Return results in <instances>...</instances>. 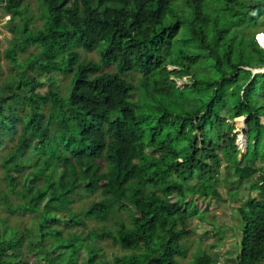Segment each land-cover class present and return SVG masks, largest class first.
Returning a JSON list of instances; mask_svg holds the SVG:
<instances>
[{
    "label": "trees",
    "instance_id": "trees-1",
    "mask_svg": "<svg viewBox=\"0 0 264 264\" xmlns=\"http://www.w3.org/2000/svg\"><path fill=\"white\" fill-rule=\"evenodd\" d=\"M39 2L40 28L25 0H0L14 66L0 86V209L34 216L0 221V264H181L193 219L220 202L236 203L233 261L264 264V73L246 69L264 68L247 34L264 0ZM222 8L237 16L233 35ZM91 221L102 225L86 231ZM108 239L122 255L103 257ZM191 264L217 263L200 251Z\"/></svg>",
    "mask_w": 264,
    "mask_h": 264
},
{
    "label": "rangeland",
    "instance_id": "rangeland-1",
    "mask_svg": "<svg viewBox=\"0 0 264 264\" xmlns=\"http://www.w3.org/2000/svg\"><path fill=\"white\" fill-rule=\"evenodd\" d=\"M25 2L27 5L31 7L30 16L35 18L31 27L33 26H36L38 28L42 27L43 20L40 19L41 10H40L39 0H25ZM234 14L235 13L232 10L223 9V8L220 12L221 25L224 28H230L231 35H233L236 32V28H238L237 26L238 19H237V16ZM255 17L259 19V25L249 27L247 29V34H248V38L250 37L251 34H256L257 35L256 38L260 42V40H263V37H264V13L263 14L260 13ZM9 18H10L9 14H6L5 11L0 10V56L2 57V60L0 62L3 67L2 77L0 78V86L6 82V80L10 77V74L13 73V70H14V66L10 65L5 58L7 49L12 47L11 40L13 39V35L9 30V25L11 24V23H8ZM247 22H250V21H247ZM231 26H232V29H231ZM209 30H211V28H209ZM261 46L264 47L263 44H261ZM29 51L30 52L34 51V47H31ZM26 55L27 54L22 55L21 58L22 59L25 58ZM89 57L97 59L98 53H92L89 55ZM204 65L205 64L200 65L202 70L205 67ZM135 78L137 81H139L141 78V74L140 73L135 74ZM57 80H59V84L61 86H64V85L66 86L68 85L69 78H65L63 75L58 74ZM177 82L179 86L183 88L185 85L189 83V78L184 77L182 80H177ZM136 94L138 95V93ZM1 96L2 94H0V97ZM243 119H245V117L241 118V120ZM241 120L239 118L238 120L233 122V124L236 126V129L238 128L239 122ZM261 120L264 123V117L261 118ZM240 126H241L240 127L241 131L242 129L246 130V126L243 124L242 121L240 122ZM238 132L239 131L235 132V134ZM240 145L242 146V149L243 148L245 149L246 147L245 143L240 142ZM6 153L7 151L5 149L3 154H6ZM1 162H2V158L0 157V163ZM2 171L3 170L0 169L1 174H2ZM225 183L226 181L224 182V184ZM251 183L252 181L245 182L244 188L249 189V186L251 185ZM220 187H222V185ZM245 189H243V193L246 197L247 191ZM99 198L100 197L79 199L78 202L74 205V209L82 210L86 208L91 201L97 200ZM234 206H236V203L234 202H220L218 206H211L210 211L206 215V218H207L206 221L201 222L198 220V218L193 219L192 226L196 227L197 230L191 236L188 242L190 246L189 247L190 253H189L188 258L182 262L183 264H191L192 258L194 259L195 254L200 251L207 252L210 255H212L217 264H236V262H234L232 259V257L235 256L233 255L234 253L228 252L230 249L233 250L234 245H235L234 243L237 241L238 235H239L238 226H237V221L239 217H238V214L234 211V208H233ZM199 207L203 209L205 207V204H200ZM122 216L123 218H126V215H124V213L122 214ZM33 217L34 216L29 215L28 213L24 215H11V214L4 212V210L0 209V221L5 220L6 221L5 223L11 227L23 226L24 224H30V221ZM110 224L111 226L114 225L113 222H111ZM101 225L102 224H99L95 221H91L86 231L99 228ZM226 225H227V230L223 228ZM213 226H214V231L210 239L202 241L200 239V234H202V232L212 231ZM228 226L230 227V229L228 228ZM218 228H223L224 230L223 235H225V238L224 237L222 238V236H217ZM23 232L24 231L22 230V233ZM212 241H214V243L217 244L218 247L212 245L211 244ZM101 244L103 245L102 254H103V257H105L106 259H112L114 254L122 255L124 252L119 247L113 245L112 241H110L109 239L101 242ZM32 264H40V263L34 259L32 260Z\"/></svg>",
    "mask_w": 264,
    "mask_h": 264
},
{
    "label": "water",
    "instance_id": "water-1",
    "mask_svg": "<svg viewBox=\"0 0 264 264\" xmlns=\"http://www.w3.org/2000/svg\"><path fill=\"white\" fill-rule=\"evenodd\" d=\"M262 73H264V68L263 69H257V70H252V79L257 75V74H262ZM242 122H243V124L246 126V118L245 119H243L242 120ZM243 138L241 139V140H243L244 141V143H245V149L243 148V153H247L248 152V138H247V136L243 133V136H242ZM241 140L240 139H238V141H237V145H239V147L240 148H242V146L240 145V142H241Z\"/></svg>",
    "mask_w": 264,
    "mask_h": 264
},
{
    "label": "clouds",
    "instance_id": "clouds-1",
    "mask_svg": "<svg viewBox=\"0 0 264 264\" xmlns=\"http://www.w3.org/2000/svg\"><path fill=\"white\" fill-rule=\"evenodd\" d=\"M256 37H257V35H256ZM261 37H263V36H261ZM263 41H264V37H263V40H260V42H259V40H258V42L260 43V45L263 44ZM262 48L264 49V47H262ZM172 69H173V70H172ZM246 69H247V68H246ZM170 70H171V71H174V70H178V68H177V67H173V66H171V67H170ZM248 70L251 72V79H252V70H257V69H252V68H249V67H248ZM257 75H258V74H257ZM255 77H256V76H255ZM255 77H254V78H255ZM188 78H189V77H188ZM254 78H253V79H254ZM179 87H180V86H179ZM241 118H242V117H241ZM241 118H240V120H241ZM238 119H239V118H238ZM238 119H236V120H238ZM236 120H235V121H236ZM235 127H236V126H235ZM235 130H236V129H235ZM235 130H234V134H235ZM241 132L243 133V129H242ZM235 135H237V134H235ZM238 137H239V136H238Z\"/></svg>",
    "mask_w": 264,
    "mask_h": 264
},
{
    "label": "bare ground",
    "instance_id": "bare-ground-1",
    "mask_svg": "<svg viewBox=\"0 0 264 264\" xmlns=\"http://www.w3.org/2000/svg\"><path fill=\"white\" fill-rule=\"evenodd\" d=\"M263 45H264V41H263ZM243 138V137H242ZM241 143H244V141L243 140H241Z\"/></svg>",
    "mask_w": 264,
    "mask_h": 264
}]
</instances>
